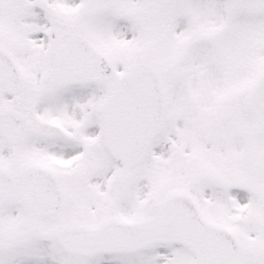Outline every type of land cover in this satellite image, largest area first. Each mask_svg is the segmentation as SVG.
Instances as JSON below:
<instances>
[{"label": "snow or ice", "instance_id": "1", "mask_svg": "<svg viewBox=\"0 0 264 264\" xmlns=\"http://www.w3.org/2000/svg\"><path fill=\"white\" fill-rule=\"evenodd\" d=\"M0 264H264V0H0Z\"/></svg>", "mask_w": 264, "mask_h": 264}]
</instances>
